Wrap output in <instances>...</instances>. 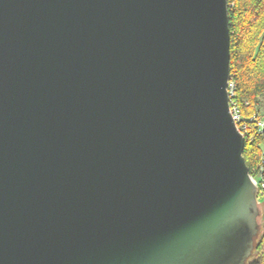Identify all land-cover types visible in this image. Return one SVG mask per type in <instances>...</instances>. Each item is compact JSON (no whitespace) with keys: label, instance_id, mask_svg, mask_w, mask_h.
<instances>
[{"label":"water","instance_id":"95a60500","mask_svg":"<svg viewBox=\"0 0 264 264\" xmlns=\"http://www.w3.org/2000/svg\"><path fill=\"white\" fill-rule=\"evenodd\" d=\"M228 0H0V264H255Z\"/></svg>","mask_w":264,"mask_h":264},{"label":"trees","instance_id":"16d2710c","mask_svg":"<svg viewBox=\"0 0 264 264\" xmlns=\"http://www.w3.org/2000/svg\"><path fill=\"white\" fill-rule=\"evenodd\" d=\"M231 34V82L234 102L247 124L245 159L251 176L264 180V131L256 120L264 116V0H228ZM260 187V186H259ZM259 190L263 204L261 231L253 261L264 264V190Z\"/></svg>","mask_w":264,"mask_h":264},{"label":"built area","instance_id":"2783aa9c","mask_svg":"<svg viewBox=\"0 0 264 264\" xmlns=\"http://www.w3.org/2000/svg\"><path fill=\"white\" fill-rule=\"evenodd\" d=\"M229 96H230L231 113L233 115L234 120L236 121V123L238 125L239 130L241 131L242 134H244L243 131H247V124L242 122L243 119H242L240 109L234 102V98H235L234 84L231 81L229 83ZM256 125H257L260 132L264 131V116L261 118H258L256 120ZM253 180L255 181L259 190H260V188H262L264 190V180L261 184H259L254 178H253Z\"/></svg>","mask_w":264,"mask_h":264},{"label":"rangeland","instance_id":"374dc122","mask_svg":"<svg viewBox=\"0 0 264 264\" xmlns=\"http://www.w3.org/2000/svg\"><path fill=\"white\" fill-rule=\"evenodd\" d=\"M260 194V193H259ZM259 206H260V208H261V210L263 209V204L261 203V202H259ZM253 257H255V256H253ZM253 257H252V259H253ZM256 258V257H255Z\"/></svg>","mask_w":264,"mask_h":264}]
</instances>
